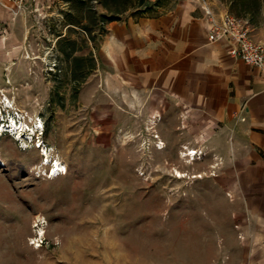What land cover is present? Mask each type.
Masks as SVG:
<instances>
[{
    "label": "rangeland",
    "instance_id": "374dc122",
    "mask_svg": "<svg viewBox=\"0 0 264 264\" xmlns=\"http://www.w3.org/2000/svg\"><path fill=\"white\" fill-rule=\"evenodd\" d=\"M179 1L40 0L15 16L0 0V264H210L215 208L229 203L213 185L223 164L212 168L200 131L178 130L182 117L166 118L164 137L151 94L109 86L97 55L112 20ZM200 1L264 42V0ZM15 121L21 139L4 126ZM57 160L66 169L49 176Z\"/></svg>",
    "mask_w": 264,
    "mask_h": 264
},
{
    "label": "crops",
    "instance_id": "0c3cea01",
    "mask_svg": "<svg viewBox=\"0 0 264 264\" xmlns=\"http://www.w3.org/2000/svg\"><path fill=\"white\" fill-rule=\"evenodd\" d=\"M207 10L217 17L227 11L180 0L158 15L112 20L97 55L109 86L151 94L164 137L173 130L166 118L182 117L178 130L200 131L212 168L223 164L213 185L229 203L215 208L219 226L208 262L264 264V78L229 53L226 39L211 38Z\"/></svg>",
    "mask_w": 264,
    "mask_h": 264
},
{
    "label": "built area",
    "instance_id": "2783aa9c",
    "mask_svg": "<svg viewBox=\"0 0 264 264\" xmlns=\"http://www.w3.org/2000/svg\"><path fill=\"white\" fill-rule=\"evenodd\" d=\"M38 0H4V6L11 10L15 16L24 15L28 9L34 8ZM207 14L212 20V39L224 38L229 44V53L243 60L248 65L258 68L264 78V42L256 41L252 35V29L248 20L238 17L237 15L225 11L217 17L216 14L207 10ZM193 157L194 155H190ZM51 167L49 176H52ZM43 234L32 238L36 246L43 243ZM41 239V241H40ZM215 264V263H210Z\"/></svg>",
    "mask_w": 264,
    "mask_h": 264
},
{
    "label": "bare ground",
    "instance_id": "6f19581e",
    "mask_svg": "<svg viewBox=\"0 0 264 264\" xmlns=\"http://www.w3.org/2000/svg\"><path fill=\"white\" fill-rule=\"evenodd\" d=\"M6 101H8V103L10 102V100L7 99V98H6ZM9 126H10V129H11V132L12 133L18 134V138L19 139H21L23 137L22 136V132L27 129L26 126H24V124H20L19 126H17L15 124V122H12ZM42 126H43L42 121H40V124H38L37 126H35V127H33V128L30 129V133L31 134H35L36 130H39ZM3 130H4V127H1L0 126V131H3ZM31 138H32V136H29V139H31ZM41 142L42 143H41L40 147H43V149L41 150L42 151L41 154H43L44 156H47V158H46V160L44 162V165H48L50 163V157L48 156V151L49 150L46 147V145L43 146V143L44 142L43 141H41ZM160 148L161 149L164 148V142H163V140L161 141ZM187 150H188V155L189 156L190 155H196L197 154V151L195 149H192V148L187 147ZM196 159H199V158H196L195 156L191 158V160H193V161L196 160ZM0 160L2 161L0 163H3V160L1 159V156H0ZM3 164L5 165V163H3ZM51 167L54 168L53 169V172H52V176H57L60 173H63L64 170L66 169L65 164L63 162L59 161V160L55 161ZM185 176H186L185 174H183L182 172H180L179 170H177L176 177H178V178L181 179V178H184ZM196 177H200L201 178L202 177V174H197ZM35 226L39 227L40 225L37 222V224ZM182 228H184V231L186 230V228L184 226ZM38 232L41 233V234H44L45 233L44 228H41L40 227V229H39Z\"/></svg>",
    "mask_w": 264,
    "mask_h": 264
}]
</instances>
